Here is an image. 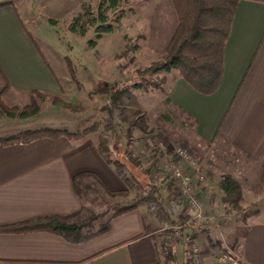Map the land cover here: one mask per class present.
Returning a JSON list of instances; mask_svg holds the SVG:
<instances>
[{
	"label": "crops",
	"instance_id": "obj_1",
	"mask_svg": "<svg viewBox=\"0 0 264 264\" xmlns=\"http://www.w3.org/2000/svg\"><path fill=\"white\" fill-rule=\"evenodd\" d=\"M86 1L74 0L69 18ZM3 2H10L0 7L3 81L8 88L21 93H58L55 78L23 27L29 24L24 8L27 0H0ZM172 6L169 3L168 11L173 12ZM167 96L197 121L196 132L203 142L213 144L220 139L242 156L261 159L264 3L238 2L225 45L222 80L214 94H199L179 74L167 86ZM182 166L188 168L186 163ZM87 171L96 173L112 191L127 188L92 139L43 138L0 147V228L39 217L77 213L82 202L74 190L73 179ZM213 178L217 184L213 193V187H195L205 209L222 205L223 193L218 183L223 177ZM157 207L154 203H140L113 217L107 232L80 243L44 230H0V264H160L168 237L163 233ZM255 210L254 215L225 221L206 236L197 237L201 264H220L223 253L236 254L246 264H264V212L261 208ZM180 246L173 253L177 264H184L186 258Z\"/></svg>",
	"mask_w": 264,
	"mask_h": 264
},
{
	"label": "rangeland",
	"instance_id": "obj_2",
	"mask_svg": "<svg viewBox=\"0 0 264 264\" xmlns=\"http://www.w3.org/2000/svg\"><path fill=\"white\" fill-rule=\"evenodd\" d=\"M73 1L27 0V5H24L29 19L25 27L30 33V42L60 80L61 88L58 93L41 92L43 94L40 95L4 89L1 98L5 104L23 107L33 99L39 102L40 111L24 119H1L0 138L42 127L82 133L75 140L92 139L97 143L100 135L110 138V143H114L118 151L138 164L134 174L147 179L142 180L144 182L153 181V185L160 189L162 204L159 208L155 206L163 233L168 234H165L168 242L160 264H165L166 256L174 254L173 250L178 245H181L185 258H191L193 262V252L185 240L187 236L192 233L196 237L206 236L213 228H219L222 219L228 221L254 215L256 208L264 212V184L261 179L263 157L253 160L242 156L220 139L213 144L203 142L192 133L191 128L186 130L159 118V109L168 97L167 86L179 76V72L172 70L169 73L140 76L138 71L162 58L174 33L178 18L175 8L173 12L168 11L169 3L173 5L171 0H121L118 9L107 13L113 31L104 33L100 39L96 38L95 25H87L85 36L71 32L68 25L80 13L83 5L96 15L102 0L86 1L69 18ZM20 12L25 16L21 8ZM119 16V22H114ZM49 19L56 20L57 24H51ZM86 23L83 20V24ZM91 40L96 41L93 47L89 45ZM153 81L160 87L149 84ZM139 84L143 87L136 86ZM4 85L0 76V89ZM177 147L190 151L201 163L207 176V181L201 185L213 187L210 193L217 188L213 182L214 176L222 178L231 175L242 188L240 209L224 203L223 198L219 208L205 209L199 196L204 214L215 219L201 233L196 230L202 220L194 219L182 202L181 193L172 178V169L165 164V159L173 157ZM127 180V196L110 197L101 191L92 192L88 195L91 200L85 202L86 207L95 213H105L102 220H106L121 207L134 202L143 203L141 199L149 188L144 191L130 174ZM176 225L180 226L179 236L175 235Z\"/></svg>",
	"mask_w": 264,
	"mask_h": 264
},
{
	"label": "trees",
	"instance_id": "obj_3",
	"mask_svg": "<svg viewBox=\"0 0 264 264\" xmlns=\"http://www.w3.org/2000/svg\"><path fill=\"white\" fill-rule=\"evenodd\" d=\"M178 18L177 26L172 34L169 42L164 50L162 58L152 62L149 66L138 71L140 76H151L158 73H169L177 70L181 78L188 83L196 92L202 95L214 94L221 83L224 51L227 39L230 34L232 20L238 2L242 0H171ZM264 3V0H248ZM121 0H102L99 4L97 14L94 15L90 8L86 5L81 7V11L77 14L68 29L71 32L85 36L88 31L87 25H95L96 38L100 39L104 33H111L113 25L109 23L108 11H115L119 8ZM10 4V2L0 3V7ZM86 20V24H83ZM120 16L114 22L118 23ZM53 25L57 24L54 19H49ZM29 39L32 41L30 33L23 25ZM96 41H89L90 46H95ZM37 49V48H36ZM39 52V50L37 49ZM40 54V52H39ZM41 55V54H40ZM45 62V60L43 59ZM46 66L55 78L58 86L61 88L60 80L56 78L50 66L45 62ZM156 88L160 85L155 81L149 82ZM143 87L141 84L136 85ZM8 88V84L0 89V120L3 118H19L24 119L38 114L40 111L39 102L33 100L23 106H9L5 104L1 98V93ZM34 93L43 94L39 91ZM72 107L71 105H69ZM73 108V107H72ZM159 118L168 123H174L175 126L192 129V133L198 137L196 132L197 121L181 107L175 104L169 97H166L159 109ZM182 119L184 122L182 123ZM173 128H176L173 126ZM82 136L80 132H73L68 129L42 127L36 129H28L11 136L0 138V147L15 144H27L33 141L48 138L58 139L65 137L68 139H78ZM130 144V142L128 143ZM97 149L104 160L113 166L117 174L124 180L130 174L133 180H136L143 188H149L141 199L143 202L154 203L156 206L162 204L160 189L153 185V181L144 182L133 171L138 164L133 161L125 153H121L115 147L114 143H110V138L99 136L97 141ZM114 156V158H112ZM135 162V163H134ZM261 179L264 184V155L261 167ZM73 186L76 194L82 202L80 211L68 216H45L21 223L8 225L0 228L5 232H27L44 230L61 235L71 242L80 243L92 239L93 237L107 232L110 228V220L122 213L130 211L137 206V202L121 207L108 216L106 220H102L105 213H95L86 207L85 202L89 201L90 193L101 191L110 197H125L129 194L128 189L112 191L103 180L94 172L78 173L73 179ZM218 187L223 193L224 203L230 204L233 208L240 209V201L242 199V188L240 183L231 175H227L219 182ZM89 195V196H88ZM225 219H222L224 222ZM97 228H94L95 224ZM197 235L192 233L188 246L195 244ZM165 264H177V258L174 254L166 256ZM184 264H193L192 259L188 258Z\"/></svg>",
	"mask_w": 264,
	"mask_h": 264
},
{
	"label": "built area",
	"instance_id": "obj_4",
	"mask_svg": "<svg viewBox=\"0 0 264 264\" xmlns=\"http://www.w3.org/2000/svg\"><path fill=\"white\" fill-rule=\"evenodd\" d=\"M183 163L187 164V169L182 167ZM165 164L172 169V178L177 186V190L181 193L182 202L190 210V214L193 215L194 219L202 220V224L196 232H203L207 229L208 224L213 223L215 219L214 217L204 214L202 201L195 191V187L198 184H204L207 181V176L204 173L201 163L191 154L190 151L183 147H177L174 149L173 157L165 159ZM174 228L175 235L179 236L178 230L180 226L176 225ZM190 236L185 238L187 242L189 241ZM190 249L191 252H193L192 257L194 264H201V258L196 244L190 246ZM219 263L246 264L240 256L232 253H223L219 257Z\"/></svg>",
	"mask_w": 264,
	"mask_h": 264
}]
</instances>
